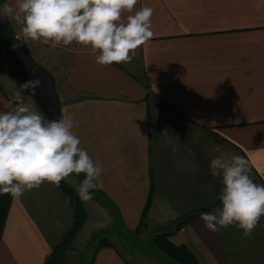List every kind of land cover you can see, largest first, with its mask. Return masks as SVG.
Returning a JSON list of instances; mask_svg holds the SVG:
<instances>
[{
  "label": "crops",
  "instance_id": "crops-1",
  "mask_svg": "<svg viewBox=\"0 0 264 264\" xmlns=\"http://www.w3.org/2000/svg\"><path fill=\"white\" fill-rule=\"evenodd\" d=\"M14 2L0 0V12L23 40L22 25L3 12ZM144 6L154 9V35L130 63L99 65L75 43H24L54 76L62 117L78 122L80 147L103 168L95 190L129 239L148 207L143 238L163 228L198 264H264V216L248 237L236 226L211 232L200 216L175 228L194 210L220 206L216 156H244L264 185V0H139L135 9ZM17 88L0 56V112L15 106ZM74 223L60 186L45 182L12 198L0 264H46ZM122 231L106 237L111 246L96 248L92 264H138L127 240L115 242Z\"/></svg>",
  "mask_w": 264,
  "mask_h": 264
},
{
  "label": "clouds",
  "instance_id": "clouds-1",
  "mask_svg": "<svg viewBox=\"0 0 264 264\" xmlns=\"http://www.w3.org/2000/svg\"><path fill=\"white\" fill-rule=\"evenodd\" d=\"M139 0H15L3 12L22 25L25 39L67 48L75 43L90 48L102 66L130 63L135 51L154 35L148 6L136 10ZM125 13L128 15L125 17ZM98 53V55H96ZM40 80L26 81L13 93L15 106L0 112V194L20 198L45 182L59 187L72 174H84L77 187L83 201L103 188V168L80 147L78 127L72 116L47 120L23 101ZM210 173L220 178V206L202 212L207 230L220 232L236 226L248 237L264 216V185L250 176L249 161L241 155L216 156Z\"/></svg>",
  "mask_w": 264,
  "mask_h": 264
},
{
  "label": "rangeland",
  "instance_id": "rangeland-1",
  "mask_svg": "<svg viewBox=\"0 0 264 264\" xmlns=\"http://www.w3.org/2000/svg\"><path fill=\"white\" fill-rule=\"evenodd\" d=\"M6 20V16L3 17V14H1L0 26L3 24V22H6ZM21 41L23 43L26 42L25 39ZM38 42L39 41H37V43ZM28 43L31 44L32 41L29 39ZM6 51L7 46L5 45L4 39L0 32V56L5 64ZM84 178V174H72L63 181L65 184L72 187L77 193L76 189ZM79 199L81 205L86 211L87 218L75 239L72 241L70 246L67 247L64 254L62 255L63 260L60 262V264H91L94 252L100 242L103 239H107V236L112 237V233L119 234V232L122 231V228L120 227L114 215V209L99 192L93 190L92 198L88 201H83L80 196ZM166 231V229L159 228L158 231H155L154 239H157L156 236H158V240L161 241V234H164ZM124 233L125 232L122 231L124 239L121 241L115 240V242L120 245L122 242L124 243L125 240H127V242L132 247L131 250L127 252V254L136 263L177 264V262L170 260L167 257V255L159 248V246L155 244V240L152 239L151 236L148 238H143L141 233L139 235H135V238L131 240L129 239L130 235H125Z\"/></svg>",
  "mask_w": 264,
  "mask_h": 264
},
{
  "label": "water",
  "instance_id": "water-1",
  "mask_svg": "<svg viewBox=\"0 0 264 264\" xmlns=\"http://www.w3.org/2000/svg\"><path fill=\"white\" fill-rule=\"evenodd\" d=\"M6 27L0 28L7 46L5 62L16 86L19 88L26 81L39 79L40 87L35 89V94L32 95L30 90H26L24 94L35 110L43 114L47 120L62 118L61 101L56 91L54 76L37 63L30 48L19 39L10 22ZM182 224L183 221H179L175 228H180Z\"/></svg>",
  "mask_w": 264,
  "mask_h": 264
},
{
  "label": "trees",
  "instance_id": "trees-1",
  "mask_svg": "<svg viewBox=\"0 0 264 264\" xmlns=\"http://www.w3.org/2000/svg\"><path fill=\"white\" fill-rule=\"evenodd\" d=\"M1 32V31H0ZM2 37L4 39V34L1 32ZM63 191L70 197V199L73 202L74 210H75V223L71 231H69L67 234L63 236L61 239L59 245L55 247L53 253L48 257L46 264H60V262L63 260L62 255L64 254L65 250L68 246L72 243V241L75 239L76 235L78 234L79 230L82 228V225L84 224L87 215L86 211L81 205L79 196L77 195L76 191L70 187L69 185L65 184V182L62 180L59 185ZM12 196L11 195H3L0 194V242L3 236V231L5 228L6 220L9 214V210L12 203ZM148 207L145 208L142 216L141 223L139 227L133 232L134 235H139L143 233V231L147 228V224L145 222L146 215H147ZM211 209H197L192 211L189 215L185 216L179 221H183V225L189 223L190 221L194 220L198 216L201 215L202 212H207ZM178 221V222H179ZM181 226V227H182ZM180 227V228H181ZM178 228V229H180ZM160 236V235H159ZM169 234H161V241L157 239L155 240V244L159 246V248L167 255V257L170 260H173L177 262V264H198L193 257L183 248H177L169 243L168 241ZM104 246H111V243L107 239H103L100 244L97 247V250L104 247ZM94 257L91 260V264L94 260Z\"/></svg>",
  "mask_w": 264,
  "mask_h": 264
},
{
  "label": "built area",
  "instance_id": "built-area-1",
  "mask_svg": "<svg viewBox=\"0 0 264 264\" xmlns=\"http://www.w3.org/2000/svg\"><path fill=\"white\" fill-rule=\"evenodd\" d=\"M73 47V44L69 45L67 48H65L63 45H58L57 47H55L56 49L59 50H70ZM138 55V49L135 51V53L133 54V58L137 57Z\"/></svg>",
  "mask_w": 264,
  "mask_h": 264
},
{
  "label": "flooded vegetation",
  "instance_id": "flooded-vegetation-1",
  "mask_svg": "<svg viewBox=\"0 0 264 264\" xmlns=\"http://www.w3.org/2000/svg\"><path fill=\"white\" fill-rule=\"evenodd\" d=\"M7 26V21L6 22H3V24L0 26V28H2V27H6ZM6 29L8 30L9 28L8 27H6ZM4 34V33H3Z\"/></svg>",
  "mask_w": 264,
  "mask_h": 264
}]
</instances>
